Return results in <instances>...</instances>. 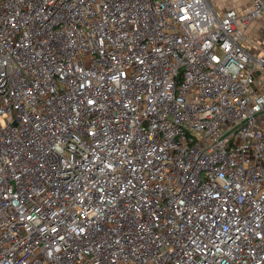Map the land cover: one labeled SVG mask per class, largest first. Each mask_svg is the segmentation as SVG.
I'll return each instance as SVG.
<instances>
[{
    "label": "built area",
    "instance_id": "1",
    "mask_svg": "<svg viewBox=\"0 0 264 264\" xmlns=\"http://www.w3.org/2000/svg\"><path fill=\"white\" fill-rule=\"evenodd\" d=\"M249 1L0 0V264H264Z\"/></svg>",
    "mask_w": 264,
    "mask_h": 264
},
{
    "label": "crops",
    "instance_id": "2",
    "mask_svg": "<svg viewBox=\"0 0 264 264\" xmlns=\"http://www.w3.org/2000/svg\"><path fill=\"white\" fill-rule=\"evenodd\" d=\"M210 3L218 14H221L225 9H228V8H234L237 10H242V9L248 8L250 6L249 0H224L222 3H219V2H210ZM262 27H263L262 20L261 19H255L252 22V24L250 25V27L245 31L244 45H245V48L252 53H258V52H256V50H254L253 48H251V49L249 48L250 44L248 43L247 38L249 35L253 36L254 34H257V38L262 39V41H263ZM256 78L261 79L260 76H258V74H257ZM259 81L260 80H258V82ZM258 87H256V88H258ZM262 90L264 91V88H262Z\"/></svg>",
    "mask_w": 264,
    "mask_h": 264
},
{
    "label": "rangeland",
    "instance_id": "3",
    "mask_svg": "<svg viewBox=\"0 0 264 264\" xmlns=\"http://www.w3.org/2000/svg\"><path fill=\"white\" fill-rule=\"evenodd\" d=\"M209 1L222 3L224 0H209ZM247 41L250 44L249 48L250 49L253 48L254 50H256V52H258L261 49V47L263 46V41H262V39L257 38V34H254L253 36L249 35L247 38ZM258 76H260V78H261V79H258V80H260L258 82V85L261 86L262 88H264V69L261 71H258Z\"/></svg>",
    "mask_w": 264,
    "mask_h": 264
}]
</instances>
